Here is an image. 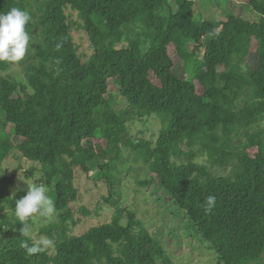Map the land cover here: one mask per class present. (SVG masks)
Returning a JSON list of instances; mask_svg holds the SVG:
<instances>
[{"label": "trees", "instance_id": "16d2710c", "mask_svg": "<svg viewBox=\"0 0 264 264\" xmlns=\"http://www.w3.org/2000/svg\"><path fill=\"white\" fill-rule=\"evenodd\" d=\"M33 1L0 0V12H29L32 45L23 59L26 83L4 75L10 65L0 62V168L17 151L39 167L58 215L40 234L55 246L53 254H26L21 243L33 238L22 236L20 222L10 226L3 212L11 214L27 193L3 194L1 186L14 179L0 173V264H173L132 211L127 224L118 212L70 235L79 223L78 175L93 165L109 187L106 203L118 211L116 165L124 148L147 166L149 180L140 185L163 189L169 211L185 218L221 264H264V0L245 3L259 15L256 22L232 13L197 20L202 0H36V20ZM68 8L89 35L94 54L87 61ZM136 27L143 31L132 39L128 32ZM179 64L193 68V76H179ZM112 82L127 103L121 111L112 104ZM153 115L162 121L157 140L132 137L128 124ZM202 156L207 164L197 162ZM233 163V176L214 174ZM209 195L216 205L206 214ZM79 213L90 215L85 208Z\"/></svg>", "mask_w": 264, "mask_h": 264}, {"label": "rangeland", "instance_id": "374dc122", "mask_svg": "<svg viewBox=\"0 0 264 264\" xmlns=\"http://www.w3.org/2000/svg\"><path fill=\"white\" fill-rule=\"evenodd\" d=\"M249 0H202L197 3L195 10V18L197 20H224L228 13L242 18L246 21L256 22L260 19L259 15L252 9L246 7L245 3ZM33 1L32 10L35 12V19L40 14L38 6ZM69 21L72 25V34L80 57L87 61L93 54L94 49L91 46L87 31L82 28V20L78 13L71 8L66 10ZM162 15L169 13L168 9L160 10ZM143 31L142 27H136L129 31V37L137 39L139 33ZM37 36V34H36ZM143 51L148 50V44L141 39ZM176 60H178L177 57ZM198 61L196 57L192 64ZM27 60L18 63L9 64L7 71H3L4 75H10L19 82L26 83L25 68ZM248 64H250L248 62ZM176 72L179 76L189 78L193 76L194 70L191 67H186L179 64L176 67ZM110 93L112 94V104L117 111L126 108L127 103L124 97L120 94L119 87L112 82L110 85ZM129 131L132 137L138 139L144 137L155 142L162 128V121L158 116H143L136 118L128 124ZM4 127L1 126V129ZM12 126L9 125L8 129ZM190 150L189 148H184ZM192 150V149H191ZM194 152L198 149L194 148ZM197 162L207 164L206 158L199 157ZM118 171L116 178L119 180V208L118 211L113 206L106 203L105 199L109 197V187L106 183L98 180L100 172L97 165H93L89 174L79 173L77 185L81 192V199L77 202L75 212V220L78 225L71 230L70 235H82L92 227L100 226L112 220L113 216L118 212L123 215V223L127 224V212L132 211L137 214L138 219L142 221L144 226L150 233L159 240L166 248L167 254L173 264H221L218 256L210 247L204 244L199 235L194 229L189 228L185 218L182 215L175 216L168 209V204H171L170 198L159 188L156 183L148 187L141 186L140 183L149 180L147 166L135 159V155L129 149L123 150V161L116 165ZM33 172L30 178L27 172ZM237 170L235 163L227 167H215L213 172L217 176H233ZM0 173L6 176L13 177L14 184L1 186L3 194L15 196L17 193L24 191L27 193L28 184L43 183L41 181L42 174L39 167L21 157L17 151L11 154L6 162L0 168ZM28 183V184H27ZM49 195L51 192L49 190ZM81 208H85L90 212L89 216H83L79 213ZM9 214V225L16 226L12 223V213L6 208L3 213ZM58 220V215L54 214L50 218L38 217L36 221L29 222L27 225L30 236L33 239L47 237L40 234V229ZM22 228L25 225L21 224ZM4 232L7 230L3 227ZM48 238V237H47ZM50 254L54 253V247L48 250Z\"/></svg>", "mask_w": 264, "mask_h": 264}, {"label": "clouds", "instance_id": "9594fccd", "mask_svg": "<svg viewBox=\"0 0 264 264\" xmlns=\"http://www.w3.org/2000/svg\"><path fill=\"white\" fill-rule=\"evenodd\" d=\"M30 21L29 12L18 7H12L7 12H0V62L18 63L29 53L32 45L26 26ZM60 46V44L57 45V47ZM215 205L216 197L207 196L203 204L204 212L210 213ZM55 213L56 205L49 195V188L44 183H32L28 184L27 194L15 200L11 222L18 221L25 225L20 229L22 236L31 238L27 228L29 222L36 221L38 217L50 218ZM54 246V241L47 237L31 239V243L26 239L21 243V247L28 256L45 253Z\"/></svg>", "mask_w": 264, "mask_h": 264}]
</instances>
